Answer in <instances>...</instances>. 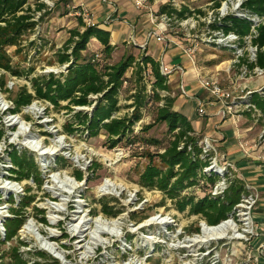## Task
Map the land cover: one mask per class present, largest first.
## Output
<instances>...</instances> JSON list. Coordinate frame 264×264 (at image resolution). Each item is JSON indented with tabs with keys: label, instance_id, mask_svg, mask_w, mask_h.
Listing matches in <instances>:
<instances>
[{
	"label": "rangeland",
	"instance_id": "obj_1",
	"mask_svg": "<svg viewBox=\"0 0 264 264\" xmlns=\"http://www.w3.org/2000/svg\"><path fill=\"white\" fill-rule=\"evenodd\" d=\"M53 2L54 6L50 10H47V15H49L38 20L34 34L30 37L28 42H24V48L21 54L16 56L14 54V48L9 50L10 55L13 57V66L19 71L24 72V74L19 78L6 76L7 88L10 90V93H3L0 91V133L2 134L0 138V220H7L11 217L9 209H20L22 204L27 205L23 214L25 221L21 229L17 231L18 233L10 240L6 238L3 240V237L0 236V264H10L12 262L10 253L13 249H18L24 259L28 257H37L29 254V252L28 254H24L27 253L26 251L28 250H31V252H38L41 250L39 243L35 241L36 238L31 232H28L29 230H32L33 233L40 232L43 239H55L58 244L64 243L68 245L65 246V248L70 256V264H166V261L169 262L170 260L173 263H177V258H175L176 255H173L174 258L171 259L170 255L162 254V247L171 244L169 240L166 241V244L159 245L161 248H157L158 251L155 253V256L153 255V257L147 259L149 255L147 249H150L152 245H149L146 239L143 238L149 234L148 232L152 235H157L159 232H168V234L171 232L174 233L175 230L185 231L186 233H196L202 221L199 216L191 215L188 208L185 209L184 212L177 211L173 201L166 199L160 192L148 190L139 184V177L145 171L150 161L157 166L163 167L158 160V155L163 152L160 150V146L147 144L146 141H158L163 146L167 144L171 136L165 124H154L157 113V107L155 106L156 100H153V104L150 107L140 110L139 114L137 113L138 121L132 130L133 138L131 137V144L123 140L114 148L109 147L108 140L103 132H100L97 136H89L86 130L77 123L78 120H75L73 113L67 112L62 108H51L43 100H34L29 106L22 108L18 113H11L14 108L13 99L23 87H27L28 91L32 93L30 79L38 76L50 75V73H53V75L55 73V76L59 77L62 73H60V71H62L63 66L66 65H60L58 63L57 55L60 53L65 41L69 37V30L75 28L78 17L69 15L72 12L74 14V11L67 9V0H53ZM82 2L83 5L84 3L86 5L89 0H82ZM204 2L206 1L169 0L170 5L183 3L192 6V3L203 4ZM68 3L71 2L68 1ZM99 7L101 8L97 11H92L93 17L96 18L97 23H102L104 20L106 22L108 18L102 19L101 14H106L111 8L106 3L100 4ZM161 7V5H158L154 9L158 11ZM119 15H121V20H119V22L117 20H111L110 23V25L113 26L112 31L118 33L117 39L113 40L116 46L113 47L109 56L103 54V56L96 59L98 63L94 64L95 67L100 72L104 71L105 67L115 66L128 55H132L135 57V60L141 61L142 56H151L159 63H161L162 58V63L168 68L178 65L182 66L185 70L182 78L173 74L170 80L165 79L169 91L162 92L157 90V92L161 97L164 95L165 97L174 99L173 110L176 111L177 108L186 118L192 130L195 132L196 137L206 134L210 139L217 141L213 143L215 150H212L211 153H217L218 166L215 168V171L218 172V168L222 166L224 162H228L219 139L225 136V140L227 141L225 142L224 140L223 142H225L226 145L234 143L237 146L240 141L239 137L245 136V130H237L238 123L236 124L232 121H222L219 117L209 115L205 118H200L197 115V105L195 101L190 98L193 95L197 96V94H201L203 98H206L207 93L201 88L195 91L193 90L194 82L197 80L196 69L191 62L185 59L180 47H175L172 45V42H168L162 27L151 25L148 19L149 13L143 12L138 14L128 8L125 13H120ZM112 16H114V14ZM144 16H147L146 22L140 20ZM38 17L39 14L37 15V18ZM135 19L139 21H137L134 29H131V27H133L131 24ZM124 25H126V27H124ZM79 29L81 32L83 31V28ZM185 33H187L185 30L174 27L169 35L176 40L182 39L186 42ZM140 34L141 39L139 38ZM150 34L152 35L150 36ZM157 36L165 38V42L157 43ZM132 39L135 45L131 41ZM127 40L128 45L126 43ZM32 41L34 45L31 46L30 42ZM92 42L95 46L91 45ZM139 47H146L149 56L145 55L146 48L144 50V48ZM165 47L166 52L162 55V49ZM101 52V44L92 39L87 46V52L84 51L81 55L85 56L89 53L87 56L88 58L91 57L90 54H102ZM229 58L230 57L224 55L220 51L207 49L199 56L198 66L202 69V73L207 76H212L216 72L219 73L220 85L223 88H228L230 83L226 77L225 69L227 67L226 62ZM31 68L34 69V72L27 76L26 72ZM135 68L136 66L133 65L125 74L128 77L131 75L132 79L129 84H123L129 91L126 92L123 90V94L121 93V96H119V106L121 109L118 113L119 117L128 116L133 119V115H135L136 112L133 108L128 107L136 104L135 101L130 100L129 97L135 93H139L142 86L146 88V91L150 89V92L154 86L153 78L147 80L146 77L142 86L140 82L134 80V76H136ZM65 73L66 71L63 74L65 75ZM260 82L264 84V78L257 82L261 86ZM182 88L185 93L188 94V98L181 93ZM92 100L96 101V98H92ZM254 102H256V99ZM160 103H163V101ZM61 105L64 106L65 103L62 102ZM80 111L90 114L91 108L86 107L77 112ZM68 124L73 125L72 128L75 130L73 134L67 132L66 125ZM148 125L153 126L150 130L145 131L144 128ZM248 126L250 127L251 125ZM251 128L252 138L248 140L253 141L247 144L253 147L258 144V148H256L253 153H261V156H264V141L258 139L260 127L251 126ZM32 140V146L35 140H41L44 147H51L57 141H63V148L61 152H59L62 154L56 159L54 156L52 158L51 156L40 155L33 151L32 146H29L28 142ZM13 150L31 156L38 167V171L40 172L39 177L41 178V182L39 183L30 179H23L20 181L19 184L24 189L20 194H16L15 191L4 187L8 181L13 183L15 179V176L10 171L15 169V167L11 166L8 156V153ZM114 153H122L123 157L115 165L109 166L110 161L115 160ZM239 159H241L237 161V163L240 164L239 169L242 168L245 170L243 166L246 167L248 164L255 166L256 164V160L250 158L242 157ZM79 171L82 172L83 178L87 179L85 184L69 178L75 177L76 173ZM230 171L232 174V178L230 177L231 181L241 180L237 177L238 173L235 168ZM108 177L124 183L130 189L137 190L138 201L135 204L125 207L123 204L121 205L118 199L112 196L97 199V187L100 186L104 178ZM225 179L229 180L227 178ZM62 181H76L80 186L76 190L68 191V188H63ZM14 190H16V188H14ZM185 195H191L196 199L195 202L200 198L204 199L208 197L207 195L201 194L197 189L189 190ZM260 195L259 207L257 206L256 208L262 211L260 219L262 223L264 222V190L260 192ZM79 196L87 202V210L90 212V215L95 217L101 215L106 221L121 218L119 220V222L122 223L120 230L117 229L115 233L102 234L101 240H103L104 243H101L96 250L95 259L93 255L90 260H82V251H79L77 246L73 243L75 239H70V235H68L69 228H67V223L59 225L58 228L50 227L48 223L50 220L53 221V217L57 219V212L59 211H54L52 208H57L58 205L60 206L58 210H61V212L64 208L60 217L65 219V222L69 217L72 218V210L70 209H72V203L78 200ZM11 198L13 201L10 200ZM65 200L68 202L67 206L63 204ZM101 201L108 202L109 206L115 207V210L120 211V214L116 217H107L103 215V213H101ZM124 204H126L125 199ZM133 207H136V209ZM93 211H96V213H93ZM77 212L81 214L82 210ZM122 213H126V216H123ZM157 216H161L162 218L173 217L178 227L152 225L150 227L146 226L147 228H145V230L138 231L142 229L138 227L142 225L144 221L147 220V225H149L150 223L148 220ZM41 219H45L47 224L43 223ZM83 219L84 218L78 220L77 217L75 221L78 223ZM151 222L155 223L153 219ZM254 224L255 226L258 225L256 219H254ZM259 227L261 226H258V228ZM98 228L100 229L99 225ZM89 233L91 235V240L93 232L89 231ZM55 234H63V237L55 238ZM75 234L77 238L84 241V236H86L84 232L81 234H77L76 232ZM158 239L159 241H165V234L163 233ZM88 240L89 237H86L85 246H92L89 244L90 240ZM230 247L232 255L230 256L229 264H256V260L258 259L256 258L258 256L256 252L258 248L257 243L254 245L249 244L243 248L242 245L238 247L237 241L234 239L231 241ZM3 256L5 257L4 259ZM47 256L53 258L50 255Z\"/></svg>",
	"mask_w": 264,
	"mask_h": 264
},
{
	"label": "trees",
	"instance_id": "obj_2",
	"mask_svg": "<svg viewBox=\"0 0 264 264\" xmlns=\"http://www.w3.org/2000/svg\"><path fill=\"white\" fill-rule=\"evenodd\" d=\"M42 0H0V91L10 93L7 88L6 76L12 78L22 77L24 72L19 71L12 64L13 57L9 50L14 48V54L20 55L24 48V42H28L34 34L38 20L43 19L50 10ZM203 4L212 2L214 7H219L223 0H205ZM68 1L66 2V6ZM192 6L182 4L180 11L166 8L169 13H175L179 19L190 17L194 12H200L198 7L203 4L192 3ZM245 9L251 14H256L264 18V0H249L245 4ZM165 9L162 10L164 12ZM37 14H40L37 18ZM249 22L245 19L227 17L220 26L214 28L222 29L226 33H236L244 35L249 31ZM79 28H83L81 32ZM69 37L57 55L60 65L68 64L65 75L61 73L59 77L53 74L38 76L30 79L31 92L27 87H23L13 99L14 108L11 113H18L22 108L29 106L34 100H43L51 103L55 108H62L74 114L77 123L82 126L89 136H97L100 132L106 136L109 147L114 148L123 140L131 144L132 130L138 121L139 111L150 107L153 100H156L157 113L154 124H165L167 131L171 134L166 145H161L158 141H146L147 144L159 145L163 152L158 155L161 166L155 165L152 161L139 177V184L148 190L159 191L166 199L173 201L177 211L184 212L189 209V213L199 216L208 226H217L225 221L231 214L234 207L239 203L244 191L243 182L232 181L228 191L222 198H212L209 191L219 181V176L204 175V168L208 166L207 158L201 156V148L198 145L204 137H196L189 122L179 112L173 110L174 99L161 97L158 91L168 92L165 77L160 74L159 64L150 57L142 56V63L147 64L152 71L154 86L151 92L143 85V68L136 65L135 57L128 55L124 60L115 66H107L104 71H98L94 64L98 63L95 58L96 53L91 57L82 56V52H87L89 42L94 39L98 41L103 49V54L109 56L113 47L110 46V34L96 27H85L81 18L78 17L75 28L69 30ZM258 37L254 44L259 48L264 47V25L258 28ZM30 45H34L33 41ZM136 66L134 80L141 83L139 93L129 97L135 101L133 108L136 112L133 119L128 116H117L120 112L119 96L124 87L130 83L132 76H126V72L132 66ZM258 65L264 67L263 54L259 53ZM34 69H28L26 75H31ZM134 74V73H133ZM148 88V87H147ZM157 88V89H156ZM90 97H96V101ZM161 101H163L161 105ZM65 103L64 106L61 103ZM258 106L264 110V100L256 98ZM73 107L91 108V112H74ZM73 125H66L69 134L74 133ZM153 125H148L144 130H150ZM2 134L0 133V138ZM133 138V137H132ZM11 164L15 169L10 170L17 181L30 179L34 182H41L40 172L33 158L26 153H18L13 150L8 153ZM77 180L82 179V173L77 172ZM204 184L201 185V182ZM199 189L201 194L208 197L200 198L197 202L191 195H185L189 190ZM199 198V197H198ZM12 200V199H11ZM13 201V200H12ZM101 213L107 217H116L120 211L109 206L108 202L101 201ZM23 205L20 209H9L11 219L5 222L6 239L10 240L22 227L25 217ZM96 213V211H93ZM46 224L45 219H41ZM42 262L33 264H60L57 260L37 253ZM10 264H27L18 253V249L11 250ZM5 257L3 256V259Z\"/></svg>",
	"mask_w": 264,
	"mask_h": 264
},
{
	"label": "built area",
	"instance_id": "obj_3",
	"mask_svg": "<svg viewBox=\"0 0 264 264\" xmlns=\"http://www.w3.org/2000/svg\"><path fill=\"white\" fill-rule=\"evenodd\" d=\"M127 1L131 4L136 12L149 13L148 17L150 19V22L153 26H160L163 28L165 38L169 36L174 27L180 28L187 32L185 33L186 42L181 39L176 40V43H178V45L180 46L185 59L191 62L196 69L197 87L206 92L209 98L208 100L201 99L199 96H192L190 98L191 100L195 101L197 105V115L200 118H205L208 116V107L215 106L216 109L213 115L214 117H219L222 121H232L236 124L240 123L243 120H247L252 127H260V134L258 136V139L264 141V110L261 109L256 102H254L256 98L264 100V84L260 82V86L257 83L259 80L264 78V67H260L258 65L259 53L263 54L264 59V47L259 48L258 45L254 44V40L259 35L258 28L264 25V18L256 14H251L245 9L244 6L249 0H223L217 8L214 7L212 2H207L198 7V9H200V12H194L190 17H187L185 19H179L175 13H169L166 10V8H170L176 11H180L183 3L178 5H170L169 0ZM41 2L45 3L49 9L54 6L53 0H42ZM158 5H161L162 7L158 11H155L154 8H156ZM66 7L67 9L74 11V14L73 12L70 14L71 16L75 15L82 19L85 27H95L94 17L87 9L83 8L82 6H70L69 3ZM163 9H165L164 12H162ZM227 17L247 20L250 24L248 33L244 35L232 32L226 33L222 29L213 27L216 25L220 26V23ZM151 35L152 34H150V36ZM165 38L157 36L156 42L163 43L165 42ZM131 41L135 45L133 39ZM139 48L145 49L146 47ZM207 49L220 51L224 55L230 57L226 62L227 67L225 69L226 77L230 83V86L228 88H223L220 85L219 73L216 72L212 76H207L203 74L202 69L199 68L198 56ZM164 52L165 50L163 51V53ZM101 56L102 54L96 53L95 58L98 59ZM136 65H140L143 68L144 80L146 79V77L147 80L152 78V71L148 65L142 63L141 60H137ZM68 66V64L64 65L63 70L60 71V73H64L67 70ZM159 71L160 74L167 80H170L173 74L179 73L181 78L184 74V69L180 65L173 66L171 68L166 67L162 63V58L159 65ZM124 84H126V82H124ZM148 91H150V89ZM181 93L186 98H188V94L185 93L183 88L181 89ZM162 97H164V95H162ZM44 102L47 103L51 108L53 107L51 103L47 101ZM73 108L74 112H77L78 110H82L86 107ZM216 142V140L204 136L200 140L198 145L201 148V156L207 158L208 161V166L205 167L203 171L204 175L209 176L213 174L219 176L220 178L219 181L209 191V195L212 198H222L228 191L232 183V181L230 180L232 178L230 170L235 167L230 162H224V164L218 168L219 171H215V168L218 166V157L217 153L211 152L212 150H215L213 147V143ZM58 145V149H60L63 146V141H57L54 144V146L56 147ZM258 146V144L254 147L249 146L247 143H244L243 145L241 144L245 155L252 160H256L257 166L264 171V156H254L253 154ZM61 154L62 153H58L56 156H54V158H58ZM114 155L115 160L110 161L109 166L115 165L123 157L122 153H114ZM11 166L13 165L11 164ZM79 172L82 173L81 171ZM69 178H71L72 180H76L77 182H83V184H85L87 181V179L83 178V176L80 181L77 180L76 177ZM225 178L229 180H226ZM19 183L20 181L14 179L13 183L11 181H8V183L4 185V187L11 190H13V187H16V190L13 191H15L16 194H20L24 189ZM203 184L204 181L201 182V185ZM243 185L244 191L241 194L239 203L234 207L228 218L217 226H208L205 221L202 220L199 224L198 232L196 233H186L185 231L180 230H175L174 233L170 231L171 233L169 234L168 232H163L165 234V241H159L158 239L159 236H161L163 233L159 232V234L157 235H152L150 232H148L149 234L143 237L144 239H146L149 245H152L150 249H147V252L149 254L147 259L153 257V255L155 256V253L158 251L157 248H161L159 245L166 244L167 240H169L171 244L162 247V254L170 255L171 259L174 258L173 255H176L175 258H177V263H173L170 260L169 262L166 261V264H229L230 256L232 255L230 243L234 239L237 241V246L240 247V245H242L243 248H245L249 244L254 245L257 243L258 248L256 252L258 256L256 258L264 257V242L260 241L262 235L257 232V226H255L254 224V212L256 207L259 205L261 196L255 187L244 182ZM67 186L69 187V185ZM96 192L97 199L112 196L115 199H118L121 205L123 204L125 207L135 204L138 201L137 190L130 189L124 183L118 182L115 179L109 177L102 180L100 186L97 187ZM124 199L126 204H124ZM67 205L68 202L67 200H65V206ZM58 208H60L59 205L57 206V208H52L54 211L57 210L59 212H57L58 215L57 219L54 220V224L51 220L50 222H48L50 227L58 228L59 225L67 223V228H69L70 233H68V235H70V239H75L73 243L77 246L79 251H82V260H90L93 255L95 259V252H97L96 250L99 248V246H85V242L86 237H89L90 240L91 235L89 231L94 232V230L97 229L98 225L96 221L98 219H103V217L101 215L96 217L90 215V212L87 210L88 204L81 198V196H79L78 200H75L72 203V209H70L72 210V218L69 217L66 222L65 219H62L60 217L64 211V208L62 212L58 210ZM133 208L136 209V207ZM79 210H82L81 214L77 213V211ZM122 214L123 216H126V213ZM10 216L11 217H9V219L12 218V215ZM77 217L78 220H80L81 218L84 219L77 223V221H75V218ZM154 218L166 219L168 223L165 225V227H178L173 217L162 218L161 216L149 219L148 222L150 224L147 225V227L157 225L151 222V220ZM7 220H0V236L3 237V240L6 238L5 222ZM145 222H147V220L143 223ZM224 223H232L234 226V229L229 232L228 235L219 236L220 234H215V232L212 231L214 228H217ZM87 225L89 231L87 232V230H85L84 234L86 236H84V241L80 240V238H77L75 231H79L77 230V228H79L80 226H83L84 229ZM147 227L139 229L138 231L145 230V228ZM206 232H209L208 240L201 241L200 237L206 234ZM54 236L55 238H62L63 234H55ZM46 240L58 245L59 250L64 253L65 259H67V262L65 261L66 263L57 259L55 256H52L50 253H48V251L41 248V246H39L41 250L38 252H31V250H28L26 251L27 253H24L28 254L29 252V254L37 256L36 258L28 257L24 259L19 250L18 253L24 259V261L27 262V264L42 262L37 253H43L46 256L50 255L53 257V259L58 260V262L60 261L61 264H70V256L65 248V246L68 245L64 243L58 244L55 239L51 240L50 238H47Z\"/></svg>",
	"mask_w": 264,
	"mask_h": 264
},
{
	"label": "crops",
	"instance_id": "obj_4",
	"mask_svg": "<svg viewBox=\"0 0 264 264\" xmlns=\"http://www.w3.org/2000/svg\"><path fill=\"white\" fill-rule=\"evenodd\" d=\"M67 1L71 2V3H69L70 6H74V5L76 7L82 6L83 8L87 9L91 14H92V11H97L99 8H101V7H99V5L102 4V3H106V4H108L110 6L111 9L106 14H103V13L101 14V18L102 19H107L108 18L106 20V22L104 20L102 23H97L96 22V18H94V21H95V27L96 28H98L100 30H103V31H106V32H108L110 34L109 44H110L111 47L116 46L113 43V40L117 39V37H118V33L112 31L113 26L110 25L111 20H114V21L117 20L119 22V20H121V18H120L121 15H119V14L120 13H125V11L128 8H130L134 12H136L135 9L131 6V4L127 0H115V1H111V0H89V2L86 3V5H85V3H84V5L82 4L83 3L82 0H67ZM125 8H127V9H125ZM136 13L139 14V12H136ZM113 14H114V16H112ZM140 20L142 22H146L147 21V16L146 17L145 16L142 17V19H140ZM137 21H139V20L138 19L137 20L136 19L133 20V23L131 24V25H133V27H131V25H130L131 29L132 28L134 29V26H136ZM149 21H150V19H149ZM151 25H152V23H151ZM124 27H126V25H124ZM139 38L141 39V34L139 35ZM167 39H168V42L169 41L172 42L173 46L180 47L178 45V43H176V39L172 38L170 35L167 36ZM126 43L128 45V40H127ZM91 45L95 46L93 42L91 43ZM101 48L103 49L102 45H101ZM164 50L166 52V47L162 49V54H165V52L163 53ZM145 52H146L145 55L147 56L148 55L147 48H146ZM199 56H198V59H199ZM149 57L154 62H156L157 64L160 65V63L158 61L153 59L151 56H149ZM184 73H185V70H184ZM176 75H177V77L178 76L180 77L179 73L176 74ZM196 89H199V88L197 87L196 82H194V89L193 90L195 91ZM193 96H196V95H193ZM197 96H199L201 99H204V100H208L209 99L208 95H207L206 98H203V95L201 96V94H197ZM215 109H216L215 106H213V107L209 106L208 115L209 116H213L214 113H215ZM176 111L179 112L177 108H176ZM248 125H251V124L247 120H243L240 123H238L237 130H239V129L245 130V136L239 137L240 141L238 142L237 146L234 143L233 144L230 143L231 145L230 144L226 145L225 142L227 140H225L226 139L225 136H223L222 139H219V140H220V142H221V144L223 146V149H224V152H225L224 154L226 155L225 157H226L227 161L232 163L234 166H236L235 170L238 173L237 177L240 178L241 181H243L244 183H247V184L255 187L258 190L259 194H260V192L262 190H264V171L261 170L257 166V163L255 164V166H252L251 164H248V166H246V167L243 166L245 170H243L242 168L239 169L240 164L237 163V161L241 160L239 158H242V157L249 158V157H247L245 155L244 150L241 147V144L250 143L251 141H253V140H248V139L252 138V133H251L252 132V128H251V126L249 127ZM202 135L203 136L204 135L207 136L206 134H202ZM224 140H225V142H223ZM253 154H254V156H261V153H253ZM261 213H262V211H260L259 208H256V210L254 212V219H256L258 221L257 231L259 232L260 235H262V237L260 238V241L264 242V226H263L264 222H262V223L260 222ZM258 226H261V227H259L260 229L258 228ZM256 264H264V257H259L256 260Z\"/></svg>",
	"mask_w": 264,
	"mask_h": 264
},
{
	"label": "bare ground",
	"instance_id": "obj_5",
	"mask_svg": "<svg viewBox=\"0 0 264 264\" xmlns=\"http://www.w3.org/2000/svg\"><path fill=\"white\" fill-rule=\"evenodd\" d=\"M28 144H29V146H32L31 144H33V140L28 142ZM32 147H33L34 152H37L40 155H46L48 157L49 156L53 157V156L57 155L63 148V146H62L60 149H58L59 145L57 147L54 145L51 147H44L41 143V140H35V143ZM62 182H63V188H68V191L76 190L80 186L79 184L76 183V181H73V182L62 181ZM67 185H69V187ZM14 188H16V187H13V190H14ZM63 204L65 205V201H63ZM77 213L79 214V212H77ZM120 219L111 220V221H105L103 219H98L96 221V223L100 226V229L97 227V229L94 230L93 237L91 238L89 244H91L92 246H99L101 243H104L103 240H101L102 233H115L117 229L120 230L122 227V223L119 222ZM52 220H53L52 223L54 224L55 223L54 220H56V217H53ZM153 221L157 225H166L168 222L166 219H160V218H154ZM146 226H147V222L143 223L138 228H143ZM233 229H234V226L232 223H224L220 227L214 228L212 231L215 232V234H220L219 236H226V235H228V232H231ZM77 230H79V231H76L77 234H81V233L85 232V230L88 231L89 228H88V225L84 229H83V226H80ZM28 232L29 233L31 232V234L36 238L35 241H37L39 243L41 248L48 251V253H50L52 256H55L57 259H59L63 262L67 261V259H65L64 253L59 250L57 244L49 242L46 239H43L41 237L40 232H34L33 233L32 230L31 231L29 230ZM208 233L209 232H206V234H204L203 236L200 237L201 241L208 240V236H209ZM92 249H93V247H92Z\"/></svg>",
	"mask_w": 264,
	"mask_h": 264
}]
</instances>
